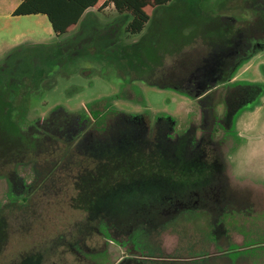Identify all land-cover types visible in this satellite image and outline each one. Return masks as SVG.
<instances>
[{
  "label": "rangeland",
  "instance_id": "1",
  "mask_svg": "<svg viewBox=\"0 0 264 264\" xmlns=\"http://www.w3.org/2000/svg\"><path fill=\"white\" fill-rule=\"evenodd\" d=\"M1 1L9 7L12 0ZM218 3L224 6L216 10ZM206 5L212 15L239 28L245 40L229 63L245 58L252 43L264 40L263 25L254 27L255 18L264 14V0H207ZM113 15L110 8L103 11L104 19ZM166 16L172 21L171 14ZM38 18H13L0 37V82H11L13 88L24 82L14 100L23 126L57 108L82 112L86 139H100L103 148L125 147L134 138H143L140 146L149 148L154 141L151 151L155 148L161 169L147 167L134 179L117 174V184L104 197L85 203L72 187V181H84L81 171L31 192L35 166H18L13 191L0 178V211L8 229L0 264H264V145L248 139L257 132L264 135V48L235 68L231 82L197 99L172 85L127 83L114 66L86 58L38 81L47 60L66 62L57 51L58 40L48 37L47 20ZM92 20L85 22L86 35L92 33ZM171 37L187 39L174 30ZM148 45L146 50L159 51ZM191 47L166 57L164 72L152 79L185 85L189 73L210 56L204 46ZM148 57L143 64L153 59ZM110 99L108 110L94 120L92 106ZM130 116L155 123V137L147 138ZM104 117L103 133L89 128L88 121L102 128Z\"/></svg>",
  "mask_w": 264,
  "mask_h": 264
},
{
  "label": "trees",
  "instance_id": "2",
  "mask_svg": "<svg viewBox=\"0 0 264 264\" xmlns=\"http://www.w3.org/2000/svg\"><path fill=\"white\" fill-rule=\"evenodd\" d=\"M206 2L207 0H196L189 4L187 0H19V5L11 16H45L58 40L55 43L57 51L63 56L62 61L66 62L54 65L47 60L46 67L38 71V81H41L43 74L49 78L63 65L86 58L114 66L121 76L127 77V83L139 80L158 88L172 85L197 99L204 91L208 92L219 84L229 82L235 68L244 59L264 48V40H259L245 58L239 57L235 63H229L232 53L238 51L245 40L243 36H239V28L233 29L222 16L212 15L213 9L210 7L207 10ZM223 6L224 4L218 3L214 8L222 9ZM110 7L113 8L114 18L107 22L98 21L97 16L103 15V11ZM90 10L93 12H88ZM166 14H171L172 21H166ZM88 18L93 19V30L86 35L84 26ZM216 20L222 25L212 26V22ZM259 25L264 27V14L255 18L254 27ZM76 26L75 32L71 33ZM173 30L181 36H187V39L171 40L172 37L169 36ZM130 37L138 38L130 43ZM148 43L152 47L150 50L159 48V51L146 50L144 45ZM67 44L69 47L63 49ZM197 45L204 46L208 56L213 59L209 56L207 62L203 61L202 66L190 72L185 78V85L163 84L152 79L154 73L164 72L163 62L166 57L174 58L185 48ZM73 49L78 51L68 56V51L71 53ZM149 54L153 59L148 64H143ZM25 80L29 81V78ZM23 83L19 82L13 88L11 82H0V178L8 181L12 191L14 185L19 183L16 168L29 163H33L36 170V177L30 186L31 192L43 190L59 176L70 178L81 171L84 181H72V187L81 193L85 203L104 197L117 184V174L122 178L129 176L134 179L141 176L147 167L160 171L161 167L154 159L155 148L151 151L154 141L150 142L149 148L140 146L144 142L143 138H134L125 147L103 148L104 142L100 139L85 138L87 131L84 127L80 128L81 122L85 121L82 112L74 114L57 108L47 118L37 119L27 127L23 126L19 117L22 114L20 106L14 105ZM111 99L92 106L89 111L94 120H100L102 113L108 110ZM114 113L116 111L110 114ZM104 118L102 128H98L96 121H88L89 128L103 133L107 117ZM130 118L134 125L145 130L147 138L155 137V123L142 116ZM88 126L85 128L88 129ZM23 200L26 201V198ZM7 230L5 218L0 211V253L7 242Z\"/></svg>",
  "mask_w": 264,
  "mask_h": 264
},
{
  "label": "crops",
  "instance_id": "3",
  "mask_svg": "<svg viewBox=\"0 0 264 264\" xmlns=\"http://www.w3.org/2000/svg\"><path fill=\"white\" fill-rule=\"evenodd\" d=\"M19 5V0H12L11 1V5H9V7H6V4H4V2H2L1 0H0V23H3V26L2 27H0V37L1 36H3V34L5 33V32H7V28H8V26H7V24L9 23V22H11L12 20L11 19H13V18H19V17H12L11 16V14H12V12L15 10V8L17 7ZM110 9L113 11V8L112 7H110ZM88 12H93L92 10H90V11H88ZM34 16H37V17H39L38 19H43V18H40V17H45V16H42V15H34ZM114 16H115V14L113 15V17L111 18V19H113L114 18ZM26 17H29V16H26ZM45 19H46V17H45ZM97 19H98V21H101V22H107V21H109L108 19H104L103 18V15H99V16H97ZM47 20V19H46ZM48 22V21H47ZM43 23V22H42ZM48 25H49V23H48ZM77 29V26L72 30V32L71 33H73V32H75V30ZM47 34H48V37H50V36H54V34H53V32H52V30H51V27H50V25H49V28H47ZM138 37H130L129 39H128V42H134L136 39H137ZM14 41H15V39H14ZM30 44H33V43H30ZM255 45H257V43H255ZM255 45H253V47H252V50L254 49V47H255ZM251 51V50H250ZM255 53V52H254ZM253 53V54H254ZM100 62V61H99ZM232 80L230 79V81L229 82H231ZM264 98V97H263ZM251 136V138H248L249 140L250 139H252L253 141H255V142H252L255 146H258L259 147V145H264V135L263 134H260L259 132H257L256 134H254V135H250ZM249 143H251V142H249Z\"/></svg>",
  "mask_w": 264,
  "mask_h": 264
},
{
  "label": "flooded vegetation",
  "instance_id": "4",
  "mask_svg": "<svg viewBox=\"0 0 264 264\" xmlns=\"http://www.w3.org/2000/svg\"><path fill=\"white\" fill-rule=\"evenodd\" d=\"M253 45H254V44L252 43V44H251V47H253ZM251 49H252V48H251Z\"/></svg>",
  "mask_w": 264,
  "mask_h": 264
}]
</instances>
